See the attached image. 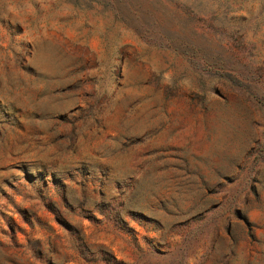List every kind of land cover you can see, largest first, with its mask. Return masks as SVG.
Listing matches in <instances>:
<instances>
[{
	"label": "rangeland",
	"instance_id": "rangeland-1",
	"mask_svg": "<svg viewBox=\"0 0 264 264\" xmlns=\"http://www.w3.org/2000/svg\"><path fill=\"white\" fill-rule=\"evenodd\" d=\"M0 264H264V0H0Z\"/></svg>",
	"mask_w": 264,
	"mask_h": 264
}]
</instances>
